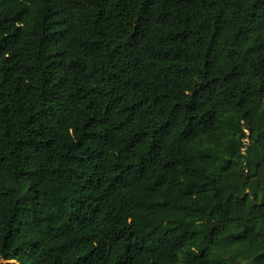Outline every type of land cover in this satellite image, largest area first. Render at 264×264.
Listing matches in <instances>:
<instances>
[{
  "label": "trees",
  "instance_id": "trees-1",
  "mask_svg": "<svg viewBox=\"0 0 264 264\" xmlns=\"http://www.w3.org/2000/svg\"><path fill=\"white\" fill-rule=\"evenodd\" d=\"M0 264H264V0H0Z\"/></svg>",
  "mask_w": 264,
  "mask_h": 264
}]
</instances>
